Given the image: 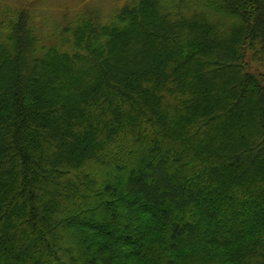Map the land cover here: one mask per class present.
Listing matches in <instances>:
<instances>
[{
	"label": "trees",
	"instance_id": "16d2710c",
	"mask_svg": "<svg viewBox=\"0 0 264 264\" xmlns=\"http://www.w3.org/2000/svg\"><path fill=\"white\" fill-rule=\"evenodd\" d=\"M69 21L0 8V264H264V0Z\"/></svg>",
	"mask_w": 264,
	"mask_h": 264
},
{
	"label": "rangeland",
	"instance_id": "374dc122",
	"mask_svg": "<svg viewBox=\"0 0 264 264\" xmlns=\"http://www.w3.org/2000/svg\"><path fill=\"white\" fill-rule=\"evenodd\" d=\"M133 2L136 0H0V8L28 9L43 43L50 45L54 44L50 42V37L62 28L65 20L74 22L83 13L90 14L91 10L97 11L105 19L112 17L125 4ZM253 65L258 67L257 64ZM261 71L264 72L263 67Z\"/></svg>",
	"mask_w": 264,
	"mask_h": 264
}]
</instances>
